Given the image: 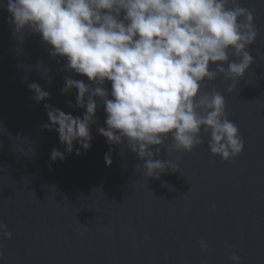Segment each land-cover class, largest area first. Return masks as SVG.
Wrapping results in <instances>:
<instances>
[{"label":"water","instance_id":"95a60500","mask_svg":"<svg viewBox=\"0 0 264 264\" xmlns=\"http://www.w3.org/2000/svg\"><path fill=\"white\" fill-rule=\"evenodd\" d=\"M241 6L254 14V63L232 93L233 81L218 76L201 85V94L224 96L243 151L230 161L213 156L203 130L200 146L176 151L169 134L164 146H151L153 159L178 171L159 179L147 178L126 141L109 145L99 134L107 125L98 97L90 149L74 143L68 154L58 134L42 127L49 123L45 104L82 118L77 90L62 88L69 76L89 82L65 71L67 61L52 58L38 34L25 29L14 38L0 7V225L11 233L7 239L0 232V264H233V255L241 264H264V0ZM32 83L49 98L37 103ZM104 87L111 99L110 82ZM54 148L64 161L52 162Z\"/></svg>","mask_w":264,"mask_h":264},{"label":"clouds","instance_id":"9594fccd","mask_svg":"<svg viewBox=\"0 0 264 264\" xmlns=\"http://www.w3.org/2000/svg\"><path fill=\"white\" fill-rule=\"evenodd\" d=\"M5 6L14 38L25 29L38 34L52 58L67 61L65 71L87 77L89 83L66 77L62 88V94L77 90L75 107L86 109L82 118L44 106L49 123L42 127L58 134L68 154L74 143L90 149L97 97L107 125L99 134L109 145L126 141L144 161L147 178L178 171L153 159L151 146H164L169 134L176 151L190 153L200 146L203 130L213 156L230 161L242 153L244 143L228 119L224 96L215 90L201 94V85L218 76L233 81L227 89L232 93L254 63L248 49L258 32L253 12L241 0H0ZM28 87L37 103L50 96L36 83ZM50 159L64 161L66 156L54 148ZM105 163L111 165L110 154ZM0 232L11 239L6 225H0ZM200 247L207 248L203 240ZM231 259L241 264L239 256Z\"/></svg>","mask_w":264,"mask_h":264}]
</instances>
